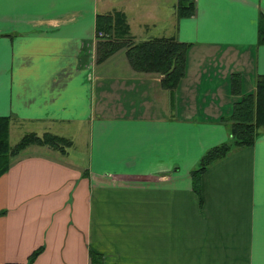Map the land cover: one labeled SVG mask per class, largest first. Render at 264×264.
<instances>
[{
	"label": "crops",
	"instance_id": "1",
	"mask_svg": "<svg viewBox=\"0 0 264 264\" xmlns=\"http://www.w3.org/2000/svg\"><path fill=\"white\" fill-rule=\"evenodd\" d=\"M180 2L0 0L8 133L69 141L29 144L0 174V264H264V129L204 167L197 190L190 176L205 149L230 141L222 118L264 74V0H192L184 16ZM107 33L185 42L174 87L132 67L125 46L96 61ZM246 50L252 87L241 91V71L238 93L211 84L212 54L244 63Z\"/></svg>",
	"mask_w": 264,
	"mask_h": 264
},
{
	"label": "trees",
	"instance_id": "2",
	"mask_svg": "<svg viewBox=\"0 0 264 264\" xmlns=\"http://www.w3.org/2000/svg\"><path fill=\"white\" fill-rule=\"evenodd\" d=\"M179 14L181 16L190 14L192 0H181ZM108 14L96 15V29H100L103 23L106 29L110 25ZM123 35H105L95 42V60L99 61L109 55L112 51L125 46L124 54L130 65L144 71H154L161 74L160 85L172 89L178 78L183 73V60L185 42H179L173 37H153L136 42L125 43ZM257 41L264 42V15H259L257 24ZM238 77L233 75L230 80V90L233 93L239 91ZM222 120L227 123L229 142L214 144L200 155L198 164L191 169L190 176L192 187L197 190L199 173L208 164L224 156L232 149L250 145L254 137L264 129V74L257 76L252 92L240 94L232 104L227 117ZM8 118L0 115V174L9 166L12 155L29 144H47L62 151L63 146L68 144V139L42 132H26L22 134L13 144L8 142ZM30 253V261L37 253ZM90 259L96 260L97 253L90 251Z\"/></svg>",
	"mask_w": 264,
	"mask_h": 264
},
{
	"label": "rangeland",
	"instance_id": "3",
	"mask_svg": "<svg viewBox=\"0 0 264 264\" xmlns=\"http://www.w3.org/2000/svg\"><path fill=\"white\" fill-rule=\"evenodd\" d=\"M230 51V49H229ZM228 51V52H229ZM226 51H221L219 54L218 53H214V55L216 57L213 56V54L211 55L210 58H208L207 60H209L210 62L206 63V71L207 72H211L214 73V77L213 80L211 82V84H218L220 87L224 86V81L227 83L226 86L229 87L230 85V77H232L234 74L236 73V71H241V85H240V89L242 92H244L245 90H247V88L252 87L253 85V76L250 79V76L248 74V71L250 70V58H249V53L246 50V55L247 58L245 59V62L243 63V61H241V59H236L235 55L230 53L229 56H227ZM240 54V53H239ZM189 54H187V58L189 60ZM239 58V57H238ZM217 60L223 61V64H221L220 66H215V62ZM226 69L228 70L227 74H228V78L225 79H218L216 76L218 75L219 77H221V75L226 71ZM234 70L232 75H230L231 73H229V71ZM213 71V72H212ZM236 73V76L239 78V73ZM207 84H210L209 81L206 82ZM26 132V131H25ZM23 133V131L20 130H16V126L15 125H11L10 129H9V133H8V142L10 144H13L18 137ZM31 145H27L26 147H24L22 150L19 151V153H21L25 148L29 147ZM34 147V146H31ZM18 153V154H19Z\"/></svg>",
	"mask_w": 264,
	"mask_h": 264
}]
</instances>
